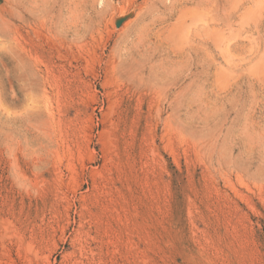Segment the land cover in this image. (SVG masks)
<instances>
[{
    "label": "rangeland",
    "instance_id": "rangeland-1",
    "mask_svg": "<svg viewBox=\"0 0 264 264\" xmlns=\"http://www.w3.org/2000/svg\"><path fill=\"white\" fill-rule=\"evenodd\" d=\"M0 264H264V0H0Z\"/></svg>",
    "mask_w": 264,
    "mask_h": 264
},
{
    "label": "bare ground",
    "instance_id": "bare-ground-1",
    "mask_svg": "<svg viewBox=\"0 0 264 264\" xmlns=\"http://www.w3.org/2000/svg\"><path fill=\"white\" fill-rule=\"evenodd\" d=\"M122 1H123V0H122ZM122 5H123V4H122ZM118 6H119V5H118ZM125 6H126V5H125ZM142 6H143V4H142ZM118 8H119V7H118ZM124 8H126V7H123V8H121V9H124ZM139 9H140V8H139ZM127 11H128V7H127ZM125 14H126V18H125L124 24L127 25V24H128V21H129V20H128V15H129V14H127V12H126ZM127 20H128V21H127ZM129 23H130V22H129Z\"/></svg>",
    "mask_w": 264,
    "mask_h": 264
}]
</instances>
